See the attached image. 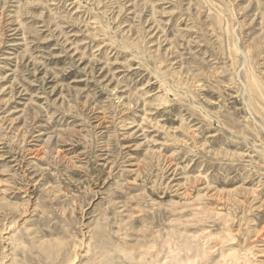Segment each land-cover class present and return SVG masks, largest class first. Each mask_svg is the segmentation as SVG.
I'll use <instances>...</instances> for the list:
<instances>
[{"label": "rangeland", "instance_id": "1", "mask_svg": "<svg viewBox=\"0 0 264 264\" xmlns=\"http://www.w3.org/2000/svg\"><path fill=\"white\" fill-rule=\"evenodd\" d=\"M179 251L264 264V0H0V264Z\"/></svg>", "mask_w": 264, "mask_h": 264}, {"label": "bare ground", "instance_id": "2", "mask_svg": "<svg viewBox=\"0 0 264 264\" xmlns=\"http://www.w3.org/2000/svg\"><path fill=\"white\" fill-rule=\"evenodd\" d=\"M248 76V75H247ZM245 79V78H244ZM246 80V79H245ZM249 80V78H248ZM249 84L251 86V89H253L255 91V93L257 94L256 97H260L263 98V92L261 89V86L258 83V80L256 79V77L254 78L253 76H250V80H249ZM250 89V88H249ZM248 92V91H247ZM255 109V108H254ZM260 114V113H259ZM196 212V211H195ZM210 245V244H209ZM186 247V246H185ZM192 249V248H191ZM172 251V250H171ZM173 252V251H172ZM174 256L178 257V259L173 258V260H171L169 262V264H192V262L194 261V258H196V254L193 253L191 254V256L189 257L188 255H186V253L184 252L183 254H179L176 252H174ZM230 258V257H229ZM218 263V262H217ZM229 264H231V262L228 261ZM149 264H158V262H153V263H149Z\"/></svg>", "mask_w": 264, "mask_h": 264}]
</instances>
